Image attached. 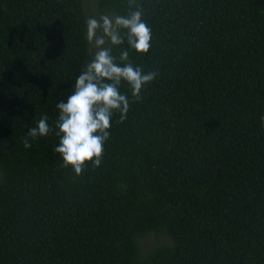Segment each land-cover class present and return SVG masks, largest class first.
Segmentation results:
<instances>
[{"label": "trees", "instance_id": "1", "mask_svg": "<svg viewBox=\"0 0 264 264\" xmlns=\"http://www.w3.org/2000/svg\"><path fill=\"white\" fill-rule=\"evenodd\" d=\"M137 3L159 75L77 176L54 132L22 140L91 59L85 0H0V264H264V0Z\"/></svg>", "mask_w": 264, "mask_h": 264}, {"label": "clouds", "instance_id": "2", "mask_svg": "<svg viewBox=\"0 0 264 264\" xmlns=\"http://www.w3.org/2000/svg\"><path fill=\"white\" fill-rule=\"evenodd\" d=\"M144 15L137 0H128L126 15L100 14L86 20L91 59L82 67L66 101L56 104L55 127L44 115L28 129L22 140L25 148L54 132L59 138L54 151L62 157V167H70L81 176L89 165L93 169L101 166L113 117L119 114V122L123 123L131 103L142 101L145 87L159 75L158 71L145 73L130 56L133 50L146 55L152 47V29ZM124 86L130 90L131 99L121 91Z\"/></svg>", "mask_w": 264, "mask_h": 264}, {"label": "rangeland", "instance_id": "3", "mask_svg": "<svg viewBox=\"0 0 264 264\" xmlns=\"http://www.w3.org/2000/svg\"><path fill=\"white\" fill-rule=\"evenodd\" d=\"M85 9L87 13V19L89 17H98L100 15L96 9V0H85ZM168 242L169 238L162 231L151 232L147 234L141 239V256L147 255L148 252L157 245L166 244Z\"/></svg>", "mask_w": 264, "mask_h": 264}]
</instances>
